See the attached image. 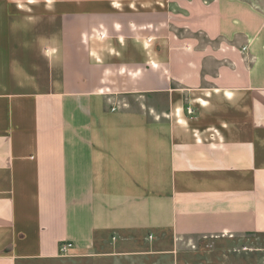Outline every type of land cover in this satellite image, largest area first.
<instances>
[{"label": "crops", "instance_id": "obj_1", "mask_svg": "<svg viewBox=\"0 0 264 264\" xmlns=\"http://www.w3.org/2000/svg\"><path fill=\"white\" fill-rule=\"evenodd\" d=\"M164 233L264 234V0H0V264Z\"/></svg>", "mask_w": 264, "mask_h": 264}, {"label": "rangeland", "instance_id": "obj_2", "mask_svg": "<svg viewBox=\"0 0 264 264\" xmlns=\"http://www.w3.org/2000/svg\"><path fill=\"white\" fill-rule=\"evenodd\" d=\"M102 239L89 251L71 250L54 260L23 264H264V234L177 241L169 233L153 240L140 234L122 241Z\"/></svg>", "mask_w": 264, "mask_h": 264}, {"label": "built area", "instance_id": "obj_3", "mask_svg": "<svg viewBox=\"0 0 264 264\" xmlns=\"http://www.w3.org/2000/svg\"><path fill=\"white\" fill-rule=\"evenodd\" d=\"M188 113L192 114L190 110ZM72 249H73V245L71 243H63L60 246V255L67 256Z\"/></svg>", "mask_w": 264, "mask_h": 264}]
</instances>
